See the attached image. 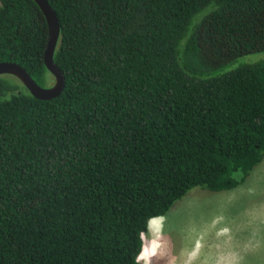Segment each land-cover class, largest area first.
Masks as SVG:
<instances>
[{
	"label": "trees",
	"instance_id": "trees-1",
	"mask_svg": "<svg viewBox=\"0 0 264 264\" xmlns=\"http://www.w3.org/2000/svg\"><path fill=\"white\" fill-rule=\"evenodd\" d=\"M61 93L0 75V264H141L189 189H231L264 157V0H47ZM47 21L0 0V62L41 86Z\"/></svg>",
	"mask_w": 264,
	"mask_h": 264
},
{
	"label": "rangeland",
	"instance_id": "rangeland-1",
	"mask_svg": "<svg viewBox=\"0 0 264 264\" xmlns=\"http://www.w3.org/2000/svg\"><path fill=\"white\" fill-rule=\"evenodd\" d=\"M263 59L247 54L228 68ZM142 239L141 264H264V157L234 188L189 189Z\"/></svg>",
	"mask_w": 264,
	"mask_h": 264
},
{
	"label": "water",
	"instance_id": "water-1",
	"mask_svg": "<svg viewBox=\"0 0 264 264\" xmlns=\"http://www.w3.org/2000/svg\"><path fill=\"white\" fill-rule=\"evenodd\" d=\"M34 1L40 7L47 21L48 36L43 59L46 68L53 75L54 81L49 86H41L21 65L11 61L0 62V75H13L20 80L34 97L39 99H50L59 95L64 87V75L53 60L54 50L59 39V21L54 9L49 5L47 0Z\"/></svg>",
	"mask_w": 264,
	"mask_h": 264
},
{
	"label": "bare ground",
	"instance_id": "bare-ground-1",
	"mask_svg": "<svg viewBox=\"0 0 264 264\" xmlns=\"http://www.w3.org/2000/svg\"><path fill=\"white\" fill-rule=\"evenodd\" d=\"M154 219V218H153ZM153 219H152V221H153ZM153 225V224H152Z\"/></svg>",
	"mask_w": 264,
	"mask_h": 264
}]
</instances>
